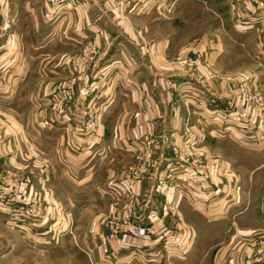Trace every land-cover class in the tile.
Listing matches in <instances>:
<instances>
[{
    "label": "crops",
    "instance_id": "crops-1",
    "mask_svg": "<svg viewBox=\"0 0 264 264\" xmlns=\"http://www.w3.org/2000/svg\"><path fill=\"white\" fill-rule=\"evenodd\" d=\"M46 7L44 0H0V151L4 163H16L30 150L39 195H66L62 210L93 212L79 239L88 263L264 264L256 250L264 238V123L249 133L207 112L229 105L235 83L264 96V9L248 0H71L50 22ZM87 39L97 46L95 62L75 81L74 100L57 108L51 88L80 73L74 55ZM241 52L255 65L238 67ZM85 107L97 116L90 145ZM148 134L159 143L154 168L129 184L124 164L137 161ZM225 136L247 155L258 153L257 162L244 158L243 178L234 160L205 146ZM187 137L202 152L208 181L159 188L165 167L181 172L169 149ZM164 199L178 212L177 220L164 221L179 226L172 241L124 235L129 250L113 239L101 246L102 212L118 216L128 205L138 212ZM194 228L217 239L212 253L200 247Z\"/></svg>",
    "mask_w": 264,
    "mask_h": 264
},
{
    "label": "rangeland",
    "instance_id": "rangeland-1",
    "mask_svg": "<svg viewBox=\"0 0 264 264\" xmlns=\"http://www.w3.org/2000/svg\"><path fill=\"white\" fill-rule=\"evenodd\" d=\"M248 1L253 4L251 0ZM33 38L34 36L31 37L32 40ZM252 65H255L254 62L252 63L243 52L237 56L238 67L243 69ZM5 119L3 116L0 117V143L5 139L3 137ZM205 146L210 154L217 153L221 158L234 160L236 171L242 174V178L245 172L244 158L252 157V161L256 162L259 159L258 153L247 155L243 147L226 136L207 140ZM2 155H4L3 149L0 151V264H89L88 255L79 244V239L84 234H88L83 221L89 219L93 212L88 209L77 212L62 210L60 203L65 204L68 201L66 195L55 197L56 199L52 196L39 195L33 179L37 165L32 162L33 153L30 150L24 148L22 159L17 156L16 163H4ZM129 164V162L124 164L125 168ZM81 198L87 197L81 193ZM88 199L89 202L92 201L90 197ZM20 202H25L26 206L21 208ZM25 207H28L27 212ZM177 214L178 212H175L172 216L174 220H177ZM107 215H109L107 212H102V218ZM197 223L203 222L198 218ZM154 229L153 235H163L164 241L170 235V233L165 234V231L157 226ZM195 229L201 240H198L200 247L209 254L212 253L216 249L214 244L217 239L204 237L202 229L192 230ZM102 230L107 233L106 228L103 227ZM178 231L179 226L177 229H172L174 236ZM126 249L129 250L128 247ZM167 257L166 251L163 259L167 260ZM132 259L133 256L129 262Z\"/></svg>",
    "mask_w": 264,
    "mask_h": 264
},
{
    "label": "built area",
    "instance_id": "built-area-1",
    "mask_svg": "<svg viewBox=\"0 0 264 264\" xmlns=\"http://www.w3.org/2000/svg\"><path fill=\"white\" fill-rule=\"evenodd\" d=\"M71 0H44L47 7L43 11V16L50 22L54 21L59 12L67 8ZM255 7L264 9V0H251ZM97 55V46L93 40H85L80 51L74 55V61L79 64L80 73L75 78L65 82L57 83L50 91V100L57 108H63L74 100L73 86L75 81L82 80L84 73L92 67ZM188 65H201V60L184 59ZM234 99L225 108H207V112L212 119H218L226 125H235L241 130L249 133H259L262 131L264 123V96L259 91L248 89L244 83H235L232 86ZM87 90L80 87L79 94L85 96ZM81 117L85 122V130L88 131L89 139L84 140L85 145L92 144L91 137L97 136L94 130V123L97 119L95 111L88 107L82 109ZM142 154L136 155L137 161L128 165L124 170V177L129 184H136L142 176L151 168H154L153 156L159 148L157 138L152 134L146 135L142 140ZM78 149V147H75ZM171 157L174 159L179 173L173 172L172 168L165 167L162 174L157 175V185L161 189H168L171 185H178L181 182L208 181L209 171L206 162L203 160L202 152L195 147V142L191 137L178 144L172 145L169 149ZM202 192V191H201ZM26 206L25 202H20V207ZM25 212L28 207H25ZM176 210L170 205L167 199L157 207L156 205H145L141 211L135 212L132 205H128L121 215H107L103 217V226L107 229L105 239L101 240V246L107 249V240L113 239L116 248L126 249L128 243L124 240V235L143 237L146 234H153L154 228L163 229L165 234L170 233L166 241H172L174 233L172 229H177L175 223L165 225L166 217L174 216ZM147 224V225H144ZM259 258L264 261V238L256 244Z\"/></svg>",
    "mask_w": 264,
    "mask_h": 264
}]
</instances>
